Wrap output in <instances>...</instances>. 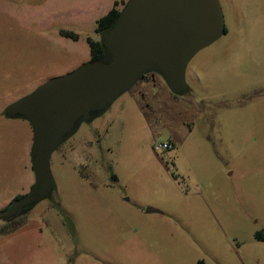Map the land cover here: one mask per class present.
Segmentation results:
<instances>
[{"label":"rangeland","instance_id":"rangeland-1","mask_svg":"<svg viewBox=\"0 0 264 264\" xmlns=\"http://www.w3.org/2000/svg\"><path fill=\"white\" fill-rule=\"evenodd\" d=\"M219 1L226 32L189 61V89L149 74L82 123L51 156L53 196L0 219V264H264V0ZM109 6L0 0V111L88 60ZM32 135L0 115V210L34 180Z\"/></svg>","mask_w":264,"mask_h":264},{"label":"water","instance_id":"water-1","mask_svg":"<svg viewBox=\"0 0 264 264\" xmlns=\"http://www.w3.org/2000/svg\"><path fill=\"white\" fill-rule=\"evenodd\" d=\"M224 31L219 0H127L114 22L100 33L102 57L47 79L7 105L9 116L25 119L32 127L34 184L0 210V219L10 220L38 200L53 196L55 149L144 75L157 73L171 92H186L189 61ZM146 212L159 209L148 206Z\"/></svg>","mask_w":264,"mask_h":264},{"label":"trees","instance_id":"trees-1","mask_svg":"<svg viewBox=\"0 0 264 264\" xmlns=\"http://www.w3.org/2000/svg\"><path fill=\"white\" fill-rule=\"evenodd\" d=\"M121 0H115L114 5L111 7V9L104 15H102L100 18L97 19L96 26H95V32L100 34L105 28H107L110 24L114 22L116 17L118 16L120 9L117 8V5L119 4ZM123 3V2H122ZM59 33L63 36L70 37L73 40L78 39V33L74 32L73 30L69 29H60ZM86 42L89 47V53H90V59L95 60L99 59L104 54V46L101 43V40H95L92 37L88 36L86 38ZM64 222L66 226L68 227L69 231L73 233V227L71 223L68 222L69 219L64 216ZM255 236L258 239H264V230L262 232H257Z\"/></svg>","mask_w":264,"mask_h":264},{"label":"flooded vegetation","instance_id":"flooded-vegetation-1","mask_svg":"<svg viewBox=\"0 0 264 264\" xmlns=\"http://www.w3.org/2000/svg\"><path fill=\"white\" fill-rule=\"evenodd\" d=\"M225 32H226V28H225L224 33H225ZM224 33H223V34H224ZM223 34H222V35H223ZM99 35H100V34H99ZM88 60H91V59L89 58ZM88 60H86V61H88ZM149 74H153V73H148V74L144 75L143 77H145V76H147V75H149ZM37 86H38V85H37ZM35 87H36V86H35ZM35 87H34V88H35ZM34 88H33V89H34ZM33 89H32V90H33ZM32 90H30V91H32ZM30 91H29V92H30ZM29 92H27V93H29ZM27 93H25V94H27ZM23 95H24V94H23ZM23 95H22V96H23ZM20 97H21V96H20ZM7 105H8V104H7ZM7 105H6V106L0 111V115H1V116L3 115V116L8 117V118H16V117L9 116V115L6 113V107H7ZM91 121H92V120H91ZM91 121H89V122H83V123H90ZM81 124H82V123H81ZM81 124H80V126L78 127V129H80ZM78 129L76 130V132L78 131ZM76 132H75V133H76ZM75 133H74V134H75ZM74 134H73V135H74ZM73 135H72V136H73ZM66 141H67V140H66ZM62 144H63V143H62ZM62 144H61V145H62ZM59 146H60V145H59ZM59 146H58V147H59ZM58 147H57V148H58ZM57 148H56V149H57ZM56 149H55V150H56ZM52 154H53V153H52ZM31 166H32V165H31ZM32 171H33V169H32ZM33 175H34V172H33ZM33 184H34V180H33L32 184L29 186L28 191L30 190V188L32 187ZM28 191L24 192L23 194H19L15 199H19V198H21V197H22L23 195H25ZM54 192H55V191H54ZM51 197H52V196H51ZM48 198H50V197H48ZM15 199H14V200H15ZM44 199H47V198H43V199L38 200L34 205H36L38 202H40L41 200H44ZM34 205H33L32 207H34ZM32 207H31V208H32ZM23 212H25V211H23ZM23 212H21V213H23ZM256 233H257V232H256Z\"/></svg>","mask_w":264,"mask_h":264},{"label":"built area","instance_id":"built-area-1","mask_svg":"<svg viewBox=\"0 0 264 264\" xmlns=\"http://www.w3.org/2000/svg\"><path fill=\"white\" fill-rule=\"evenodd\" d=\"M171 147V144L167 141L158 143L154 146L155 150H166Z\"/></svg>","mask_w":264,"mask_h":264},{"label":"crops","instance_id":"crops-1","mask_svg":"<svg viewBox=\"0 0 264 264\" xmlns=\"http://www.w3.org/2000/svg\"><path fill=\"white\" fill-rule=\"evenodd\" d=\"M114 2H115V0H110V6H109L108 10H106L105 14L111 9V7L114 5ZM103 15H104V14H103ZM101 16H102V15H101ZM101 16L96 15V16H94V19L96 20V19L100 18ZM89 54H90V53H89ZM89 56H90V55H89Z\"/></svg>","mask_w":264,"mask_h":264}]
</instances>
